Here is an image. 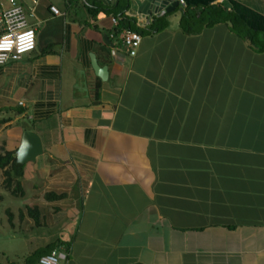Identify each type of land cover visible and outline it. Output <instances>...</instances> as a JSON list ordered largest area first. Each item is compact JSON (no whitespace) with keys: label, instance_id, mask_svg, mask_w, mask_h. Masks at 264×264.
I'll return each mask as SVG.
<instances>
[{"label":"crops","instance_id":"crops-1","mask_svg":"<svg viewBox=\"0 0 264 264\" xmlns=\"http://www.w3.org/2000/svg\"><path fill=\"white\" fill-rule=\"evenodd\" d=\"M142 1L15 0L36 43L0 67V151L33 132L42 154L0 227L22 236V264L49 246L59 264H264V53L224 24L179 27L186 8L222 6L264 35V0L155 15ZM125 4L133 57L114 36Z\"/></svg>","mask_w":264,"mask_h":264},{"label":"trees","instance_id":"trees-1","mask_svg":"<svg viewBox=\"0 0 264 264\" xmlns=\"http://www.w3.org/2000/svg\"><path fill=\"white\" fill-rule=\"evenodd\" d=\"M125 9L126 4L122 6V8H118L117 12L113 13L115 16H121L118 26L114 31V36L118 37L123 30H131L138 34H142L141 31L135 28L133 21L123 17L122 13ZM98 11L110 12L107 9L98 8L94 11L95 14ZM219 24L228 26L232 33L240 39L247 41L256 52L264 53V35L250 30L236 14L227 11V9L222 6H207L200 10L186 8L182 12L179 27L187 34H197L204 28L214 27ZM166 27L167 22L165 18H159L154 21L150 31H160ZM1 124L2 122H0V125ZM2 152V154L0 153V172L4 178L3 186L12 196L22 197L23 191L18 180L23 176V166L15 163L14 153L7 151ZM61 198L63 197L53 194L45 196V200L47 201H54ZM32 212L33 211H30L31 217L37 222V213H34L35 215L33 216ZM53 249V246H49L44 250L35 251L25 259V264H38L40 258L51 253Z\"/></svg>","mask_w":264,"mask_h":264},{"label":"built area","instance_id":"built-area-1","mask_svg":"<svg viewBox=\"0 0 264 264\" xmlns=\"http://www.w3.org/2000/svg\"><path fill=\"white\" fill-rule=\"evenodd\" d=\"M173 1L179 6H184L183 0ZM7 3L9 8L1 9L0 0V67L17 62L25 54L32 52L36 43V33L28 26L23 8L15 0H7ZM50 11L59 15L55 8H50ZM120 40L128 55L135 56L141 43V35L131 30H123ZM59 258L58 253L53 250L40 258L38 264H59Z\"/></svg>","mask_w":264,"mask_h":264},{"label":"water","instance_id":"water-1","mask_svg":"<svg viewBox=\"0 0 264 264\" xmlns=\"http://www.w3.org/2000/svg\"><path fill=\"white\" fill-rule=\"evenodd\" d=\"M176 6L177 3L173 0H143L140 4V12L147 15H155L162 12L170 13ZM92 69L102 80L107 76V69L98 67L95 60H92ZM23 142H27L29 148L27 150V154L24 155L23 158H19ZM41 154L42 145L39 137L33 132H23L21 135L20 146L15 153V163L17 165L25 166L29 163H33Z\"/></svg>","mask_w":264,"mask_h":264},{"label":"rangeland","instance_id":"rangeland-1","mask_svg":"<svg viewBox=\"0 0 264 264\" xmlns=\"http://www.w3.org/2000/svg\"><path fill=\"white\" fill-rule=\"evenodd\" d=\"M0 153L2 154L3 152L0 151ZM3 181L4 178L2 173L0 172V194L4 195L3 200L0 201V218L1 215H3V209L8 208L13 211L15 207L17 208L22 204V200L20 198L13 197L11 194H9L8 190L4 188ZM9 233H12L11 228L0 227V264H22V254L24 253V251L22 250V236L12 238L11 236H8Z\"/></svg>","mask_w":264,"mask_h":264},{"label":"clouds","instance_id":"clouds-1","mask_svg":"<svg viewBox=\"0 0 264 264\" xmlns=\"http://www.w3.org/2000/svg\"><path fill=\"white\" fill-rule=\"evenodd\" d=\"M28 148H29V145L27 144V142H23L22 151L19 153V158H23V156L27 154Z\"/></svg>","mask_w":264,"mask_h":264}]
</instances>
